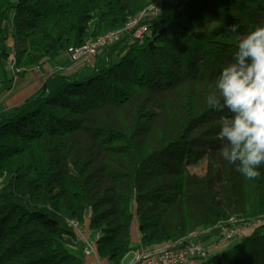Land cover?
Here are the masks:
<instances>
[{
	"label": "trees",
	"instance_id": "obj_1",
	"mask_svg": "<svg viewBox=\"0 0 264 264\" xmlns=\"http://www.w3.org/2000/svg\"><path fill=\"white\" fill-rule=\"evenodd\" d=\"M152 1L0 0V85ZM257 26L264 0L166 3L142 41L124 31L80 72L72 62L1 111L0 264H85L67 219L87 220L115 264L138 245L210 243L224 226L263 219L264 164L249 180L219 156L218 121L230 114L206 102ZM223 247L197 264H264V220Z\"/></svg>",
	"mask_w": 264,
	"mask_h": 264
},
{
	"label": "clouds",
	"instance_id": "obj_2",
	"mask_svg": "<svg viewBox=\"0 0 264 264\" xmlns=\"http://www.w3.org/2000/svg\"><path fill=\"white\" fill-rule=\"evenodd\" d=\"M238 24L227 26L237 33ZM210 109L230 114L218 121L219 156L246 179L260 177L264 164V26L240 35L237 50L207 96Z\"/></svg>",
	"mask_w": 264,
	"mask_h": 264
},
{
	"label": "built area",
	"instance_id": "obj_3",
	"mask_svg": "<svg viewBox=\"0 0 264 264\" xmlns=\"http://www.w3.org/2000/svg\"><path fill=\"white\" fill-rule=\"evenodd\" d=\"M191 0H160L153 7L147 18L141 22H132L125 25H131L132 35L136 37L139 33H148L150 21L157 18L163 10L166 3L175 4ZM123 32L120 34L108 33L105 37H96L87 39L81 46L69 48L67 55L76 65L89 66L102 47L117 42ZM263 219L257 221L233 222L230 225L221 228V236L210 242L203 243L195 239H189L176 245H168L161 248H153L148 245H138L128 251L117 264H197L200 259L207 258V253L217 251L228 241L240 237L244 231L254 228ZM72 230L78 242L82 244V254L84 257H94L96 260L89 264H115L106 263L97 252L99 234L88 227L87 220L76 223H66ZM131 256L129 261L126 259Z\"/></svg>",
	"mask_w": 264,
	"mask_h": 264
},
{
	"label": "crops",
	"instance_id": "obj_4",
	"mask_svg": "<svg viewBox=\"0 0 264 264\" xmlns=\"http://www.w3.org/2000/svg\"><path fill=\"white\" fill-rule=\"evenodd\" d=\"M71 64L72 61L69 59L68 55L65 54L56 60H51L46 64L28 71L22 78H20L18 84H15L12 88L11 83L7 85L9 87L0 85V112L17 105L32 96L39 89L43 80L48 75L66 69ZM83 67L84 66L75 64L73 69L80 72ZM6 88L9 89L6 90ZM84 260L85 264H89L91 260L93 262L96 259L94 257H84Z\"/></svg>",
	"mask_w": 264,
	"mask_h": 264
},
{
	"label": "bare ground",
	"instance_id": "obj_5",
	"mask_svg": "<svg viewBox=\"0 0 264 264\" xmlns=\"http://www.w3.org/2000/svg\"><path fill=\"white\" fill-rule=\"evenodd\" d=\"M158 1L160 0H154L151 3H149L145 8H143L137 15L133 16L132 18H130L126 24L128 23H132V22H141L143 21V19L147 18L149 15L150 10L156 6V4L158 3ZM124 31H131V25H124L121 28L118 29H114V30H110L107 31L104 34L99 35L98 37H105L108 33L112 32L113 34H120V32H124ZM146 35V33H139L135 38H137L139 41H142V39L144 38V36ZM257 219H253V220H247V221H257ZM78 222V220L76 219H67L66 223H76ZM89 227V226H88ZM180 242H172L168 245H176ZM215 251H211L209 253H207V257H210L212 254H214Z\"/></svg>",
	"mask_w": 264,
	"mask_h": 264
},
{
	"label": "rangeland",
	"instance_id": "obj_6",
	"mask_svg": "<svg viewBox=\"0 0 264 264\" xmlns=\"http://www.w3.org/2000/svg\"><path fill=\"white\" fill-rule=\"evenodd\" d=\"M18 78V76H17ZM131 243L133 246H137L139 244V235H138V231H137V224L136 221L133 222L132 226H131ZM235 242L229 243L228 246H225L226 248L231 247ZM72 251L77 254V255H81L82 254V244L79 242L77 243V245L73 248H71ZM224 249V247H223ZM220 250V249H219ZM84 257V256H83ZM131 258V256H129L126 259V262L129 261V259Z\"/></svg>",
	"mask_w": 264,
	"mask_h": 264
}]
</instances>
